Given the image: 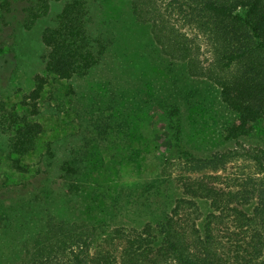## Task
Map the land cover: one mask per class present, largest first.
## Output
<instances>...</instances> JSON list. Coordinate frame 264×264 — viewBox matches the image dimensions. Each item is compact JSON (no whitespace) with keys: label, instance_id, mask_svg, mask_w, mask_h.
<instances>
[{"label":"rangeland","instance_id":"rangeland-1","mask_svg":"<svg viewBox=\"0 0 264 264\" xmlns=\"http://www.w3.org/2000/svg\"><path fill=\"white\" fill-rule=\"evenodd\" d=\"M67 1L51 2L48 13L30 24L38 0H0V97L12 114L27 115L43 130L35 150L21 158L25 175L11 167L16 157L0 134V218L6 228L0 232V264L18 261L34 236L32 222L40 219L39 205L44 207L31 199L40 172L60 188L52 193L59 200L52 215L106 222L87 253L91 264H129L127 254L136 246H147L148 258L161 264H264V228L253 209L264 189V125L249 138L226 141L224 128L235 116L218 88L164 58L149 26L135 20L129 0H91L95 26L111 42L104 59L81 78L49 77L37 114L23 104L34 76L45 75L42 32ZM172 105L179 107L192 157L163 152L160 146L165 107ZM209 154H225V159L200 162ZM161 156L170 158L164 169ZM65 162L75 174L60 171ZM156 176L171 184L168 222L178 231L164 240L156 220L137 215L130 205V195ZM121 198H127L124 209L110 213ZM70 201L76 215L57 210ZM152 246L160 248L152 253ZM169 246L186 253L182 261Z\"/></svg>","mask_w":264,"mask_h":264},{"label":"trees","instance_id":"trees-1","mask_svg":"<svg viewBox=\"0 0 264 264\" xmlns=\"http://www.w3.org/2000/svg\"><path fill=\"white\" fill-rule=\"evenodd\" d=\"M59 1L38 0V7L30 13L28 23L34 24L44 17L51 2ZM129 6L135 20L149 26L152 40L164 58L184 64L189 77L208 80L218 88L222 103L235 116L224 128L226 141L249 138L259 125H264V0H129ZM94 13L91 0H68L54 24L42 32L41 41L46 49L43 57L45 75H35L33 89L23 97V104L31 109V114L38 112L37 102L49 83V77L59 81L81 78L104 59L111 42L105 32L96 28ZM165 121V136L160 144L163 152L192 157L184 144L178 106L165 107ZM42 132L40 123L29 120L27 115L12 114L0 97V134L5 136L10 156L16 157L11 160V167L17 174L27 173L21 158L35 150ZM47 153L52 155L50 149ZM217 155L209 154L204 160L198 159L206 164L225 159V154ZM168 159V156H161L162 169ZM189 163L194 168V160ZM59 169L66 175L75 174L68 162ZM44 175L40 172L42 180L35 184L31 194L32 200L42 201L44 205H39L40 219L34 218V236L24 245L23 255L14 264H91L87 253L98 229L106 222L68 221L52 215L59 203L52 193L60 192V188H53ZM161 178L156 176L139 192L131 194L130 205L137 215H149L156 220L164 240L167 233L175 236L178 231L168 222L172 187L168 180ZM19 197L18 202H22L23 197ZM126 202L127 198L119 199L116 206H111L110 213L114 210L120 212ZM70 203L66 202L57 210L63 211L64 208L67 215L74 214ZM253 209L264 228V189L256 196ZM112 216L118 218L115 212ZM1 220L0 232L6 229ZM17 223L13 225L18 226ZM146 247L136 246L128 253L129 264H161L158 259L148 258ZM169 247L182 261L186 253L177 246ZM151 248L155 253L160 246ZM210 255L209 258L215 257ZM183 263L193 264L191 261Z\"/></svg>","mask_w":264,"mask_h":264}]
</instances>
